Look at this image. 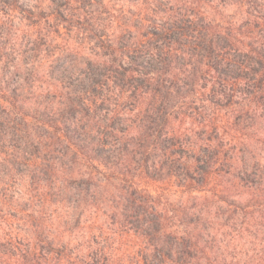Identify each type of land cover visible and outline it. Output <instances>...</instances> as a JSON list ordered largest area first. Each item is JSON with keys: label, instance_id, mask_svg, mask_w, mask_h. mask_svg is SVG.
<instances>
[{"label": "rangeland", "instance_id": "374dc122", "mask_svg": "<svg viewBox=\"0 0 264 264\" xmlns=\"http://www.w3.org/2000/svg\"><path fill=\"white\" fill-rule=\"evenodd\" d=\"M198 262L264 264V0H0V264Z\"/></svg>", "mask_w": 264, "mask_h": 264}, {"label": "trees", "instance_id": "16d2710c", "mask_svg": "<svg viewBox=\"0 0 264 264\" xmlns=\"http://www.w3.org/2000/svg\"><path fill=\"white\" fill-rule=\"evenodd\" d=\"M161 31V30H160ZM161 32L157 33L154 32L155 35L160 34ZM42 113H38V118H42L45 122H47V124L52 125L54 122L51 121L50 119H46L47 117ZM64 133L63 136L66 138V140L69 142V144L81 155H85L87 153H90L91 151H93L92 147L90 146V144L88 142H85L82 138H80L77 135V131L64 127L63 128ZM102 153V154H101ZM96 158L103 159L105 161H107L109 159V156L105 154V152L103 151H99L97 150L96 154H95ZM184 254L183 256L186 255V257L191 258L193 257L192 253V249L191 247L187 244L185 246V249H183ZM183 251L181 252V254L183 253ZM201 259H204L203 257ZM200 258H197V260L202 261ZM178 264V263H176ZM198 264H203L198 262ZM207 264V263H204Z\"/></svg>", "mask_w": 264, "mask_h": 264}]
</instances>
